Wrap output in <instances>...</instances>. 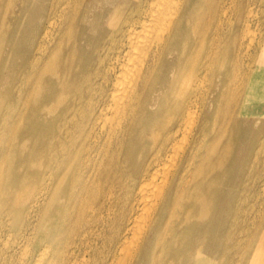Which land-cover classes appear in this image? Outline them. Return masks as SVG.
Wrapping results in <instances>:
<instances>
[{
    "label": "bare ground",
    "instance_id": "6f19581e",
    "mask_svg": "<svg viewBox=\"0 0 264 264\" xmlns=\"http://www.w3.org/2000/svg\"><path fill=\"white\" fill-rule=\"evenodd\" d=\"M251 1L0 0V264L9 236L31 246L15 264H264V187L251 227L238 213L264 154V38L240 82H183L225 67L220 24L246 29Z\"/></svg>",
    "mask_w": 264,
    "mask_h": 264
},
{
    "label": "rangeland",
    "instance_id": "374dc122",
    "mask_svg": "<svg viewBox=\"0 0 264 264\" xmlns=\"http://www.w3.org/2000/svg\"><path fill=\"white\" fill-rule=\"evenodd\" d=\"M259 2V3H258ZM251 3L253 4H251V7L253 8V10L255 11V13H256V17L253 19V20H251L250 22H248L247 24V26H246V29H245V24L243 23V22H240V21H237L236 19H235V17L234 18H232L233 20H230L229 22L228 21H222V23L220 24V31H222V32H219V35H218V40L219 39H221V43L225 46V45H228V49H230V52L231 53H229V54H227V57L225 58V56H226V54L224 55V53L223 54H220V60H222L223 58H225V60H226V64H225V67H222V68H220L219 69V71H216L215 72V75L213 76L212 75V72H208V74L205 76L204 75V73H203V71L201 70H197V71H195V70H188L187 72H186V74H185V76H184V87H190V86H192V87H195V88H197L199 91H201V94L203 93H205L210 87H211V84H212V82L214 83V82H217V80H218V76H221V74L222 73H224V72H226L227 71V73L229 72V69H231V68H233L234 70L232 71V70H230V72H229V74L230 75H233V76H235V77H233V76H231V78L234 80H232L231 82H235V81H239L240 82V78H242L243 77V75L248 71V68L249 67H254L256 64H255V60H256V58H257V55H258V51H259V46H260V43H262V39L264 38V16H263V14H264V3H263V0H253V2L251 1ZM257 3V4H256ZM263 3V4H262ZM256 4V5H255ZM261 5V6H260ZM261 7V8H260ZM262 7H263V9H262ZM263 18H262V17ZM260 17V18H259ZM259 18V19H258ZM260 21V23H258ZM225 22H226V25H224L225 24ZM231 23V24H230ZM241 23V24H240ZM257 24V25H256ZM259 25V26H258ZM227 26V27H226ZM231 26V29H229V27ZM240 27V28H239ZM241 27H242V29H241ZM257 27V28H256ZM260 27H262V28H260ZM250 30H249V29ZM228 29V30H227ZM243 31H245V32H243ZM248 31V32H247ZM254 33L255 34V36L253 35L252 36V33ZM262 33H261V32ZM225 32V33H224ZM238 32H239V34H238ZM241 32V33H240ZM247 32V33H246ZM255 32H257V33H255ZM221 33V34H220ZM246 33V34H245ZM259 33V34H258ZM228 34V35H227ZM262 34V35H261ZM210 35L211 34H209L208 36H206L207 38H209L210 37ZM221 35V36H220ZM243 35V36H242ZM248 35V36H247ZM250 35V36H249ZM223 36V37H222ZM245 36V37H244ZM251 36H252V39H251ZM259 36V37H258ZM250 37V38H249ZM254 37V38H253ZM225 38V39H224ZM239 38V39H238ZM247 38V39H246ZM259 38V39H258ZM225 41H224V40ZM246 40V41H245ZM260 41V42H259ZM238 42V43H237ZM259 43V44H258ZM242 44H244L243 46H242ZM250 44V45H249ZM258 44V45H257ZM248 45H249V47H248ZM238 49V50H237ZM249 50V51H248ZM251 50V51H250ZM253 50V51H252ZM255 50V51H254ZM237 54H236V53ZM241 52V53H240ZM255 54H256V56H255ZM248 56V57H247ZM250 56V57H249ZM235 57V58H234ZM255 57V58H254ZM241 58V59H240ZM254 59V61H253V59ZM198 60H200V59H198ZM197 60V61H198ZM234 60V61H233ZM237 61V62H236ZM236 62V63H235ZM240 63V64H239ZM232 64H234L233 65V67H232ZM236 64V65H235ZM238 65V66H237ZM240 65V66H239ZM246 65H248V66H246ZM250 65V66H249ZM237 66V67H236ZM236 67V68H235ZM243 68H245V69H243ZM240 69H241V71H240ZM195 71V72H194ZM193 73V74H192ZM233 73V74H232ZM243 73V74H242ZM201 75V76H200ZM204 75V76H203ZM217 75V76H216ZM241 75V76H240ZM198 76V77H197ZM208 77V78H207ZM191 78V79H190ZM197 78V79H196ZM187 79V80H186ZM192 79H194V80H192ZM197 81H196V80ZM192 80V81H191ZM187 81V82H186ZM191 81V82H190ZM188 82H190V83H192L191 85H190V83L189 84H187ZM194 82V83H193ZM202 82V83H201ZM239 82H237V83H239ZM198 83V84H197ZM197 84V85H196ZM205 84V85H204ZM188 85H190V86H188ZM207 86H209V87H207ZM202 87V88H201ZM233 88V90H235L236 88H237V92L240 90V91H242L241 90V87L240 86H233L232 87ZM201 89V90H200ZM203 96V95H202ZM200 100H201V97H200ZM209 102V100H206L205 101V105L206 106H208V103ZM205 106V107H206ZM204 108V107H203ZM27 144H29L28 146H30V143L28 142ZM12 151H11V154H12V152H13V150H14V148H12L11 149ZM256 153V150H254L253 152H252V156H250V165H252L253 164V160H254V154ZM260 154H258V159L259 160H257V161H254V165L257 167V169H258V171L260 172V174H259V176H255V178L254 177H250V176H247V175H245L242 179H240V184H239V186H238V191H242V195H241V197H242V199H240L241 200V210H239L238 211V213H239V221H240V218L242 219V224H240V225H243V223H244V225L243 226H245L246 224V226H249V227H251V224H250V220L252 219V217L254 216V214H255V212L257 213V210H258V204L260 203V200H258L257 198H256V196H258V195H253L254 194V192L253 191H255V193L256 192H258L259 190H261L263 187H264V169L262 170V164H261V162H262V160L264 159V154L262 153V152H259ZM15 155V154H14ZM260 155V156H259ZM260 163H259V162ZM257 162V163H256ZM259 164V165H258ZM262 172V173H261ZM262 175V176H261ZM260 177V178H259ZM125 177H123L122 179H124ZM250 178V179H249ZM253 178V179H252ZM252 179V180H251ZM260 179V180H259ZM249 180V181H248ZM251 180V181H250ZM256 181V182H255ZM259 181V182H258ZM250 182V183H249ZM262 183V184H261ZM253 184H254V186H253ZM249 185V186H248ZM120 187V186H119ZM119 187H117V189H116V194L117 195H121V199H122V197H123V201L120 199V200H118V199H116V203H117V200H118V203L116 204H114V206L112 207V210H111V213H110V215L107 217L109 220H111L113 217L112 216H119V214H120V211H122L123 210V206H124V196H123V194L122 193H124L123 191H121L120 192V188ZM250 188V189H249ZM256 189V190H255ZM250 190H252L251 192V194H250ZM246 194H245V193ZM247 192H248V196H247ZM252 195V196H251ZM246 196V197H245ZM255 197V198H254ZM263 197H264V193H263ZM246 199V200H245ZM249 201H248V200ZM255 201V203H254V201ZM258 200V201H257ZM252 201V202H251ZM263 201H264V198H263ZM121 202V203H120ZM246 202V203H245ZM244 203V204H243ZM248 204V205H247ZM116 205H119V206H117L116 207ZM244 206V207H243ZM117 208V209H116ZM113 209H114V211H113ZM248 209V210H247ZM257 209V210H256ZM120 210V211H119ZM247 210V211H246ZM254 210V211H253ZM244 211V212H243ZM250 211H252L251 213H250ZM118 212V213H117ZM243 212V213H242ZM105 214V213H104ZM246 214V215H245ZM107 215V214H106ZM241 215V216H240ZM243 215V216H242ZM106 218V219H107ZM246 219V221H247V223H246V221L244 222V219ZM249 219V220H248ZM249 223V224H248ZM245 226V227H246ZM249 229H251V228H249ZM256 229H258V228H256ZM251 230H255V228H253L252 227V229ZM258 231V230H257ZM239 233V232H238ZM9 238H10V241H9V245H11L10 247H9V250H10V252L12 253V255H14V257L12 256V258H11V261L9 262L10 264L12 263V261H13V263L15 262H18L21 258H23L25 255H26V253H28L29 254V252H30V245L26 242V241H24V240H17L15 243H12L13 241H12V239H14V236H9ZM20 242V243H19ZM23 242V243H22ZM24 243H27L26 244V246L24 245ZM255 243L256 242H253V243H251V246H250V244H249V246L247 247V256H249L250 254H251V252H252V250H255L257 247H255ZM14 244H15V247H14ZM257 244V246L259 245L258 243H256ZM18 245H19V247H18ZM21 245V246H20ZM28 246V247H27ZM23 247V248H22ZM25 247H27L26 249L27 250H25ZM20 248H22V249H20ZM248 248H250V249H248ZM17 249V250H16ZM28 249H29V251H28ZM17 251H18V253H17ZM26 251V252H25ZM22 252V253H21ZM16 254V255H15ZM25 254V255H24ZM20 255H21V257H20ZM23 256V257H22ZM246 256V257H247ZM18 259V261H17V259ZM84 258V259H83ZM232 258V259H231ZM231 259V260H230ZM237 259H238V256L236 255H232V256H230V257H227V256H223V255H221L219 258H217V262H215V264H234V262H235V260L237 261ZM79 261V262H78ZM78 261L76 262L77 264H90V262H89V260H87V257L85 258V257H83V255L81 254V255H79V257H78ZM82 261V262H81ZM86 261V262H85ZM88 261V262H87ZM234 261V262H233ZM231 262V263H230ZM241 262V263H240ZM14 263V264H15ZM236 264H243V262L242 261H239V259H238V262L236 263Z\"/></svg>",
    "mask_w": 264,
    "mask_h": 264
}]
</instances>
